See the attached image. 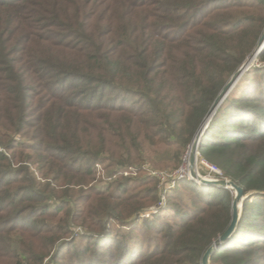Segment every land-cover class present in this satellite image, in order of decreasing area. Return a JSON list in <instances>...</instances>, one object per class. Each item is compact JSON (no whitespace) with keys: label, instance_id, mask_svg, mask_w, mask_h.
<instances>
[{"label":"trees","instance_id":"trees-1","mask_svg":"<svg viewBox=\"0 0 264 264\" xmlns=\"http://www.w3.org/2000/svg\"><path fill=\"white\" fill-rule=\"evenodd\" d=\"M247 1L0 0V264H200L232 192L184 180L141 220L160 200L144 171L179 168L254 52L264 0L235 21ZM257 61L199 142L245 196L209 264H264V47Z\"/></svg>","mask_w":264,"mask_h":264},{"label":"water","instance_id":"water-1","mask_svg":"<svg viewBox=\"0 0 264 264\" xmlns=\"http://www.w3.org/2000/svg\"><path fill=\"white\" fill-rule=\"evenodd\" d=\"M264 47V32L260 36L257 42V46L251 55V59H255L257 55L261 52V50ZM249 60L245 61L244 64L238 69L236 73L232 75L228 83L223 87L221 92L218 94V96L215 98L214 102L212 103L211 107L209 108L208 112L205 115V118L203 119L201 125L199 126L198 130L196 131L194 138L192 140V143L189 148L188 152V167H189V174L191 179L196 180L200 182L204 186H214L219 188H224L227 190H231L234 192V198L231 203V218L228 228L225 230V232L218 237L206 250L204 255L202 256L200 264H209V259L212 256V254L218 250L233 234L235 231V228L238 223L239 219V209L241 207L242 201L244 200L245 196L241 188H239L237 185H235L233 182L228 180H215V181H209L206 180L199 175H197L195 167H196V160H197V154L199 152V142L200 139L208 127L209 122L211 121L212 117L215 115L218 108L221 106V104L224 102V100L227 98V96L230 94L232 89L235 87L237 82L240 80V78L243 76V74L248 71L250 67Z\"/></svg>","mask_w":264,"mask_h":264},{"label":"rangeland","instance_id":"rangeland-1","mask_svg":"<svg viewBox=\"0 0 264 264\" xmlns=\"http://www.w3.org/2000/svg\"><path fill=\"white\" fill-rule=\"evenodd\" d=\"M257 10H258V5H257L256 0H248L247 3H246V5H245V7L240 8V9L234 11L232 13V16H233V19L235 21H237V20H244V19H246L248 17H255L258 14V11ZM250 59H251V55L246 59V61L247 60H250ZM262 66H263V64L259 63L257 61V57H256L255 59H252L251 60L249 69L256 68V67H262ZM191 143H192V141H191ZM191 143H190V145H191ZM190 145L187 146V148H186V150H185V152H184V154H183V156L181 158L182 159V162H181V165L179 166V167H181L180 170H182V172H183L182 175L179 174L181 176V178L179 177V175H176L175 174L177 172L171 174L170 171L156 170V169H154L152 167H147V165H146L144 174L146 176H151L152 178H154L156 180V188H157V191H158V194L159 195L161 194V190L163 192L165 191V193H163V195L165 196L164 197L165 198V202H166V196L170 193V191L183 192V193L188 192V189L187 188L183 187V185H180V183L182 181H184V180L185 181H189L191 183H194V184H196L198 186H204L201 183H197L196 180H193L190 177L189 167H188V164H187V161H188V152H189ZM199 159H200V154L198 152V154H197V160H196V167H195V170H196L197 175H199L202 178L205 177V178H209V179H214L213 175L210 174V172L208 171V169H207V167L205 165H202V163H200V160ZM98 170H99V173L103 176L104 173L101 172V170L99 168H98ZM138 174L139 173L137 172V173H134V174H131V175L128 174L127 176L123 174V176L124 177H128V176L136 177V175L138 176ZM223 180H225V179H223ZM231 192H232L233 198H234V195L235 194H234L233 191H231ZM164 207H165V205H164ZM151 208H149V209H151ZM160 210H158V212ZM241 210H242V204H241V207L239 209V214H240ZM157 213L151 215L148 218H142L141 220H143V219L145 220V219L152 218ZM118 230L119 231H123V232H127L128 230H130V228L129 227H125V228L119 227ZM76 232H77L76 234L80 233V231H78V230Z\"/></svg>","mask_w":264,"mask_h":264},{"label":"built area","instance_id":"built-area-1","mask_svg":"<svg viewBox=\"0 0 264 264\" xmlns=\"http://www.w3.org/2000/svg\"><path fill=\"white\" fill-rule=\"evenodd\" d=\"M200 163H202V165H205L206 167H207V169H208V171L210 172V174H212L213 175V177H214V179H209V178H205V177H203L204 179H206V180H209V181H215V180H223V177H222V174H221V172H220V170L216 167V166H214V165H212V164H209L208 162H206L205 160H203L201 157H200ZM181 169V167H179L177 170H175V171H173V172H171V174H173V173H175V172H177V173H175L176 175H182V170H180ZM153 173V172H152ZM128 174H134V173H131L130 171H128V172H125L124 173V175H128ZM154 175V174H153ZM152 175V176H153ZM179 175V177L181 178V176ZM155 176V175H154ZM197 183H199L198 181H196ZM163 193H165V191L163 192L162 190H161V194H160V200H159V202L157 203V205L156 206H154V207H152L151 209H149V210H147L142 216H141V218H148V217H150L151 215H153V214H155V213H157L158 212V210H160V209H162L163 207H164V205H165V196L163 195Z\"/></svg>","mask_w":264,"mask_h":264},{"label":"bare ground","instance_id":"bare-ground-1","mask_svg":"<svg viewBox=\"0 0 264 264\" xmlns=\"http://www.w3.org/2000/svg\"><path fill=\"white\" fill-rule=\"evenodd\" d=\"M252 59H250L249 61H251ZM187 164H188V161H187ZM198 172V171H197ZM200 183V182H199Z\"/></svg>","mask_w":264,"mask_h":264}]
</instances>
